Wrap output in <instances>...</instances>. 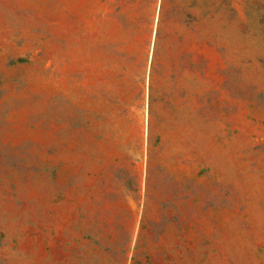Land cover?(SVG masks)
Returning a JSON list of instances; mask_svg holds the SVG:
<instances>
[{
  "label": "rangeland",
  "instance_id": "374dc122",
  "mask_svg": "<svg viewBox=\"0 0 264 264\" xmlns=\"http://www.w3.org/2000/svg\"><path fill=\"white\" fill-rule=\"evenodd\" d=\"M0 264H264V0H0Z\"/></svg>",
  "mask_w": 264,
  "mask_h": 264
}]
</instances>
